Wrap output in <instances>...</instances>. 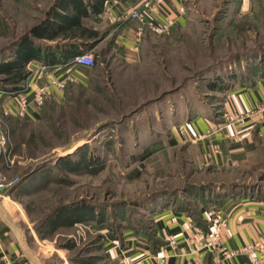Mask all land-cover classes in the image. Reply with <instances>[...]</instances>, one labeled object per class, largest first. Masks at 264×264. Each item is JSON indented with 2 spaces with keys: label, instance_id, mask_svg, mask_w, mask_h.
I'll return each instance as SVG.
<instances>
[{
  "label": "rangeland",
  "instance_id": "obj_1",
  "mask_svg": "<svg viewBox=\"0 0 264 264\" xmlns=\"http://www.w3.org/2000/svg\"><path fill=\"white\" fill-rule=\"evenodd\" d=\"M53 2L0 0V60L14 56ZM184 16L165 33L145 27L132 66L107 52L121 21L106 19L99 26L108 39L92 49L95 66L84 80L47 94L31 119L5 115L0 101L16 154L13 168L1 157L0 168L20 180L8 202L23 210L28 239L47 264H124L109 256L107 235L120 244L129 230L153 236L156 205L197 212L199 197L223 185L264 193V150L245 169L216 168L187 141L170 143L191 113L223 123L225 93L264 75V0H187ZM2 78L0 90L12 86ZM83 154L90 165L72 171L58 161ZM63 207L85 218L57 217Z\"/></svg>",
  "mask_w": 264,
  "mask_h": 264
},
{
  "label": "crops",
  "instance_id": "obj_2",
  "mask_svg": "<svg viewBox=\"0 0 264 264\" xmlns=\"http://www.w3.org/2000/svg\"><path fill=\"white\" fill-rule=\"evenodd\" d=\"M187 0H164L163 8L154 17V22L162 20L168 14L175 18V24L185 21V5ZM143 0H109L105 11L84 21L101 32L102 38L96 42H86L92 50L107 41L108 35L99 26L104 20H119L121 26L108 41V51L113 52L127 66H132L140 60L142 38L138 37L139 21L129 17V14L141 5ZM89 48V47H88ZM107 51V52H108ZM29 77V99L31 105L27 119L35 113V92L45 86L51 94L60 91L53 87L51 81L57 79L67 81H82L92 68L76 64L74 60L57 64H46L33 60L27 67ZM223 110L244 112L247 109L264 105V75L250 80V83H234L224 95ZM1 105L6 104L12 110L17 108L16 99L5 96L0 90ZM211 114V112H210ZM211 118V116H208ZM186 124L175 126L174 135L177 142H185L195 146L203 164L218 168L245 169L259 157L264 150V119L254 116L241 132L243 139H234L233 128L224 129L223 135L215 136L220 149L212 148L209 138H199L211 126L219 123L218 118H206L202 112L191 113ZM215 119V118H214ZM214 124V125H212ZM221 124V123H220ZM219 125V124H217ZM230 135V136H227ZM223 185L221 189L209 192L199 197L201 205L197 212L191 208L164 203L156 205L153 213V236L133 234L130 230L125 234L122 244L114 235H107L106 249L113 259H121L126 253L138 264H159L152 256L161 250L170 253L167 264H187L188 258L182 255L188 250V239L197 230L206 235L211 232V222L207 219L210 210L221 211L229 220V226L223 231L222 242L229 249H237L259 238L264 239V193L261 190L232 188ZM13 189V188H12ZM15 189V188H14ZM10 190V189H9ZM8 191L0 192V264L6 260L12 264H47L43 257L28 239L24 227L25 214L20 206L12 200L8 202ZM132 234V235H131ZM175 238L178 247L173 249L170 238ZM204 264H250L246 254H237L233 258H225L222 254L206 253L202 255Z\"/></svg>",
  "mask_w": 264,
  "mask_h": 264
},
{
  "label": "built area",
  "instance_id": "obj_3",
  "mask_svg": "<svg viewBox=\"0 0 264 264\" xmlns=\"http://www.w3.org/2000/svg\"><path fill=\"white\" fill-rule=\"evenodd\" d=\"M164 0H143L141 5L135 8L129 17L139 21L140 27L138 37H141L145 27L151 26L152 29L159 33H165L175 24V18L168 14L162 20L154 22V17L162 10ZM74 62L79 65L94 67L95 56L92 50H88L75 57ZM53 87L61 91L64 83L57 79L51 81ZM29 82L23 92L16 94H8L9 97L16 99L17 108L12 110L6 104H3L2 111L7 116H15L19 119L27 118L31 101L29 99ZM2 91V90H1ZM4 94L5 91H3ZM50 93L48 87H41L35 92L34 104L40 107L44 103L45 96ZM260 115L264 119V105L257 108L247 109L244 112L226 110L223 112L224 121L219 125L211 126L204 134L198 135L199 138H209L212 148L219 151L220 146L215 136L223 135L224 129L233 128L235 134L231 135L234 139L242 140L243 133L241 130L247 127V123L254 116ZM264 127V124H263ZM230 136V135H227ZM0 157L2 158L6 168H13L16 163V154L14 145L11 141L10 130L3 126L0 122ZM19 179L8 181L6 173L0 168V192L8 191L19 183ZM207 219L211 222V232L206 235L204 232L197 230L188 239V250L183 253L188 258L187 264H204L202 255L206 253L222 254L225 258H233L237 254H246L250 264H264V239L259 238L255 241L247 243L237 249H229L222 242V234L229 226L228 218L221 212L210 210L207 212ZM170 245L173 249L178 247V242L175 238H170ZM159 264H167L170 253L167 250L152 256ZM121 263L138 264L135 260L126 253L121 258ZM4 264H12L6 260Z\"/></svg>",
  "mask_w": 264,
  "mask_h": 264
},
{
  "label": "trees",
  "instance_id": "obj_4",
  "mask_svg": "<svg viewBox=\"0 0 264 264\" xmlns=\"http://www.w3.org/2000/svg\"><path fill=\"white\" fill-rule=\"evenodd\" d=\"M109 0H54L46 12V18L39 24L33 25L30 30L23 34L16 42L15 54L10 59L0 60V76L9 86H4L2 90L7 94H16L23 92L28 84L30 72L27 65L38 60L46 64H57L74 60L76 56L91 50L86 42H96L102 38L99 30L94 29L84 21L85 18H91L93 15H99L105 11ZM89 47V48H88ZM108 51V50H107ZM210 89L219 92L226 91L225 87H216L211 84ZM177 144V140L170 142ZM62 168L75 170L82 165H90L86 154L75 159L70 156L61 158ZM37 171L27 174L26 181L36 175ZM16 187V186H15ZM14 188V187H13ZM179 206L186 207L181 203ZM57 217L64 216L67 213L68 222L75 223L85 218L82 214L78 218L76 210L60 209ZM80 212V209H79ZM89 219L95 215L92 210L89 212ZM149 238L152 236L149 234ZM158 253V252H157Z\"/></svg>",
  "mask_w": 264,
  "mask_h": 264
},
{
  "label": "water",
  "instance_id": "obj_5",
  "mask_svg": "<svg viewBox=\"0 0 264 264\" xmlns=\"http://www.w3.org/2000/svg\"><path fill=\"white\" fill-rule=\"evenodd\" d=\"M90 45H94V44H90Z\"/></svg>",
  "mask_w": 264,
  "mask_h": 264
},
{
  "label": "bare ground",
  "instance_id": "obj_6",
  "mask_svg": "<svg viewBox=\"0 0 264 264\" xmlns=\"http://www.w3.org/2000/svg\"><path fill=\"white\" fill-rule=\"evenodd\" d=\"M69 152V151H68ZM35 232V231H34ZM36 233V232H35Z\"/></svg>",
  "mask_w": 264,
  "mask_h": 264
}]
</instances>
